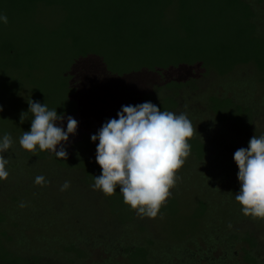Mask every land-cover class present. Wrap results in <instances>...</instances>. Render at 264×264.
I'll return each instance as SVG.
<instances>
[{"label": "rangeland", "instance_id": "obj_1", "mask_svg": "<svg viewBox=\"0 0 264 264\" xmlns=\"http://www.w3.org/2000/svg\"><path fill=\"white\" fill-rule=\"evenodd\" d=\"M248 2L258 16L259 32L264 35V3L260 4L259 0ZM0 14L7 18L9 15L3 9H0ZM63 19L62 12L48 10L37 13L33 22L9 18L7 24L0 21V51L4 42L27 44V39L38 35L42 26L51 31ZM32 41L40 52L34 63L38 68L36 72L12 73L5 58L0 57V107L3 109L0 111V132L6 130L10 135L22 136L23 132L30 131L33 115L28 112V102L31 100L46 104L49 110L56 109L58 115H64V121L58 124L67 128L66 117L75 119L68 114L72 111L71 106H65L67 99L72 97L70 94L73 88L78 89L75 95L72 94L74 99L77 98L82 105L89 103L92 106L90 111L95 114L98 112L97 106L122 110V106L138 105L143 103L141 94L151 92L156 96L155 103L167 97L174 99L178 107L172 112L177 115L185 113L193 125L194 134L202 138L212 151L204 171L189 160L185 185L198 190L201 195H207L212 202L215 201L214 193L217 191L223 195L221 201L226 200V195L231 192L240 191L237 175L239 169L233 159L234 152L242 147L247 148L254 135H264V86L260 84L254 69L240 68L226 79H219L214 74L201 77L194 82V88L172 91L164 84L172 79L183 82L194 78L190 69L182 67L163 77L157 72L144 71L124 79H116L106 73L105 65L98 57H89L81 60L77 66H72L68 58L60 57V47L48 35L45 39L38 35ZM15 80L18 85H14ZM63 82L66 83L65 88H62ZM213 95L232 98L236 103L251 107L256 113L252 130L241 133L233 130L230 124H218L209 108V99ZM102 111L103 119L79 115L78 119L82 124L79 125L77 121L76 134L70 135L69 140L63 144L68 155L74 151L76 157L68 161L72 166L81 163L82 157L96 156L99 141L93 142L91 136L97 134L109 119L107 112ZM22 113H26L23 123L20 122ZM81 131L87 132L83 135ZM78 141L75 148H71ZM19 154H30L20 146L19 141H12L11 147L0 153L8 159L5 168L9 173L7 179L0 182V207L18 226L15 228L5 224L0 230L14 238L11 244L15 248L40 256L44 264H125L129 249H135L147 239L153 240V237L163 251L160 264H245L242 248L248 249L243 242L246 237H253L257 241L252 253L258 264H264V222L244 219L229 227L216 221L211 225V232L202 238L196 237L195 240L190 239L180 245L166 243L165 236H169L173 230L171 225L174 220L177 224L190 221L188 216L192 197L186 195L189 194L188 191L179 199V215L176 218L172 219L168 215L165 218L158 216L157 219L137 216L132 224L121 225L105 208L103 193L86 185L80 172L61 169L50 164L51 160L31 165L21 162L16 166L14 161ZM183 175L182 166L176 173L177 184ZM37 176L45 177L46 182L36 184ZM65 181L69 182V187L61 190ZM175 190L177 192V187L174 186L171 193ZM45 230L52 231L53 236H49L50 240H45L38 246L33 239ZM222 241L225 243L223 246ZM71 245L86 251L88 257L77 260L72 253L64 250Z\"/></svg>", "mask_w": 264, "mask_h": 264}, {"label": "trees", "instance_id": "obj_2", "mask_svg": "<svg viewBox=\"0 0 264 264\" xmlns=\"http://www.w3.org/2000/svg\"><path fill=\"white\" fill-rule=\"evenodd\" d=\"M259 3H264V0H259ZM0 4V9L5 10L9 14L8 18L12 20L33 22L40 11L62 12L64 19L56 29L48 31L42 26L38 35L44 39L47 35L54 39V44L60 47V57L68 58L72 66H77L81 60L89 57H98L105 65L106 73L116 79H124L144 71L157 72L163 77L166 73L179 71L182 67L190 69L194 78L183 82L172 79L164 84L172 91L186 87L194 88V82L201 77L214 74L219 79H226L240 68L251 67L256 72L260 84L264 86V35L259 32L258 16L248 0H0ZM38 35L28 38L27 44L3 43L0 57L5 58L12 73L32 74L38 70L34 63L40 52L32 41ZM51 47L50 45L49 48ZM13 83L18 85L16 80ZM65 84L61 83L62 88H65ZM77 91V88H73L71 93L75 95ZM72 94L65 106H71L72 111L68 114L73 115L76 121H80L79 115L103 119L102 109L107 112L109 119L118 118L117 113L121 110L117 107L97 106L98 112L95 114L90 111L92 106L89 103L82 105ZM152 97L153 99H150ZM140 98L143 103L148 99V102L157 105L161 111L172 112L178 107V103L170 97L155 103L156 96L151 92L141 94ZM209 102V108L218 124H230L233 130L241 133L252 130L256 113L251 107L236 103L232 98L216 95L210 97ZM80 124L82 123L79 122ZM94 129L98 130L96 127ZM5 134H8L6 130L0 132V140ZM20 137L11 135L12 141H19ZM79 141L71 148H75ZM188 143L190 154L183 164V178L178 184L175 183L177 192L175 190L171 193L156 219L158 216L165 218L166 215L172 219L176 218L179 215V199L188 191L189 194L186 195L192 197L188 216L190 221L177 224L174 220L171 225L173 230L169 236H165L166 243L180 245L190 239L195 240L196 237L202 238L211 232V225L216 221L227 226L244 219L264 222V219L245 216L242 213L241 205L235 199L239 191L231 192L226 195V200L222 201L223 195L217 191L214 193L215 201L212 202L207 195H201L198 190L185 185L189 160L204 171L206 161L212 153L209 145L197 134H193ZM73 152L63 160L50 153V150L40 151L37 148L29 155L19 154L14 162L19 166L21 162L31 165L51 160L50 164L61 169L80 172L83 182L92 187L95 177L101 175L96 156L82 157L81 163L72 166L68 161L76 157ZM104 198L105 208L110 216L121 225H129L139 216L124 203L119 186L113 195H104ZM5 224L18 227L0 207V228ZM49 236H53L52 231L45 230L40 232L36 239H32L39 246L45 240H50ZM64 237L63 232V239ZM12 241L13 237L0 230V264H44L40 256L26 253L22 248H15L11 244ZM243 242L248 247L247 250L242 248L244 263L258 264L252 253L257 241L253 237H246ZM223 245L225 243L222 241ZM64 250L72 253L77 260L88 257L86 251L72 245ZM127 253L125 264H160L163 260V251L154 237L135 249H129Z\"/></svg>", "mask_w": 264, "mask_h": 264}, {"label": "clouds", "instance_id": "obj_3", "mask_svg": "<svg viewBox=\"0 0 264 264\" xmlns=\"http://www.w3.org/2000/svg\"><path fill=\"white\" fill-rule=\"evenodd\" d=\"M0 21L7 24V16L0 14ZM28 104L33 118L30 131L20 137V146L29 152L37 148L50 150L66 160L68 153L63 144L70 135L76 134L78 122L67 116L65 131L58 124L65 116L58 115L56 109L49 110L46 104L33 100ZM25 114L20 116L21 123L25 121ZM117 117L109 119L91 136L93 142L99 141L95 159L101 168V175L95 177L92 187L111 196L119 186L124 203L137 215L155 218L171 195L177 171L190 154L188 141L194 134L193 125L185 113L161 111L151 102L122 106ZM11 145V135L5 134L0 140V153ZM233 159L239 169L240 182L235 199L242 213L264 219V135H254L247 148L234 152ZM7 163L8 159L0 155V180L9 175L5 168ZM45 182L43 176L35 178L36 184ZM68 187L69 182L65 181L61 190Z\"/></svg>", "mask_w": 264, "mask_h": 264}, {"label": "flooded vegetation", "instance_id": "obj_4", "mask_svg": "<svg viewBox=\"0 0 264 264\" xmlns=\"http://www.w3.org/2000/svg\"><path fill=\"white\" fill-rule=\"evenodd\" d=\"M135 105V104H134ZM136 220V219H135ZM132 224V223H131Z\"/></svg>", "mask_w": 264, "mask_h": 264}]
</instances>
